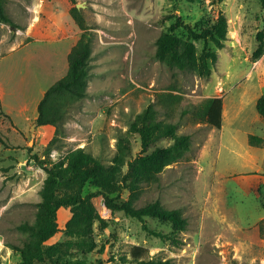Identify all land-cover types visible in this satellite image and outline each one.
<instances>
[{
	"label": "rangeland",
	"instance_id": "obj_1",
	"mask_svg": "<svg viewBox=\"0 0 264 264\" xmlns=\"http://www.w3.org/2000/svg\"><path fill=\"white\" fill-rule=\"evenodd\" d=\"M73 6L82 12L86 30L72 19ZM5 7L16 26L11 29L0 22V264L20 263L13 246H20L26 234L17 226L34 222L46 168L68 152L85 148L102 163H110L116 178L123 177L127 164L111 161L119 134L128 139L124 161L166 147L175 136L190 137L182 159L159 173L146 174L134 203L140 207L159 201L186 219V229L178 231L167 222L146 218L149 228L166 237L149 235L140 221L112 211L108 198L99 194L91 199L96 213L91 232L68 233L67 225L81 208L61 207L56 214L58 230L44 243L59 244L60 252L33 264L74 260L132 264L129 251L135 245L147 248L154 259L174 264H264V146L248 144L249 135L264 139V118L256 110L258 98L264 97V4L259 0H6ZM221 15L227 20L223 47L212 43L204 47L202 40L191 38L196 59L185 70L155 58L157 37L175 19L188 31L201 33ZM188 31L179 29L176 34L187 38ZM84 33L91 45L90 69L102 68L107 56L119 62L121 73L112 83L116 89L95 97L117 96L113 106L97 110L99 117L101 111L115 116V122L89 134L83 146L68 141L76 135L67 132L63 123L57 142L47 151L55 127L35 124L37 105L68 68L67 47L55 40L72 34L79 40ZM205 52L216 55L215 62L208 60L207 75L202 65ZM215 96L223 100L219 130L195 122L193 116L199 105ZM149 106L156 111V122L172 125L174 131L144 150L131 122ZM97 190L88 181L82 195ZM130 194L122 190L108 197L121 203ZM82 238L86 241L82 246L66 243Z\"/></svg>",
	"mask_w": 264,
	"mask_h": 264
},
{
	"label": "trees",
	"instance_id": "obj_2",
	"mask_svg": "<svg viewBox=\"0 0 264 264\" xmlns=\"http://www.w3.org/2000/svg\"><path fill=\"white\" fill-rule=\"evenodd\" d=\"M264 4V0H259ZM6 0H0V22L8 24L11 29L16 26L6 11ZM70 15L79 29L86 30L85 19L82 12L76 6L70 9ZM188 26L179 19H175L168 28L156 39L155 58L170 68L185 70L192 66L196 59L194 44L190 41L202 40L204 47L212 43L221 48L227 39V20L221 15L210 29L201 33L188 31L187 38H179L176 31ZM84 33L68 56V70L64 77L51 85L43 94L37 105V126H54L55 136L47 146L50 151L58 140L57 134L65 122L66 117L74 107H78L87 95V80L90 76L91 45L85 39ZM215 62L214 52H205L202 56L204 73L209 74L208 60ZM222 97H211L199 105L194 112V121L207 123L213 128L222 127ZM258 114L264 118V97L256 102ZM156 111L153 107H147L136 119L131 122V129L139 133L142 148L148 147L160 136L173 135L174 126L159 125L156 120ZM118 150L112 157L116 165L127 164L128 170L123 177L116 178L113 167L104 164L85 148L71 150L60 161L46 168V178L39 190L40 202L37 204L33 223L24 221L17 228L26 234L20 246H13L20 255L19 264H33L41 262L46 256H52L60 252L59 244L45 246V242L58 230L56 220L57 211L61 207H80L81 211L75 213L73 221L67 225L66 231L70 234L88 235L91 232L92 221L96 213L91 204V199L99 194L106 196L108 207L112 211H121L126 216L135 218L143 225L144 230L152 236L165 238L163 233L151 229L146 224V218L167 222L178 231L186 229L187 221L176 210L163 208L159 201L148 203L144 206L134 205L138 197L139 185L148 179L147 173H159L164 167L182 159L189 150L190 137L188 135L175 136L172 144L166 147H157L148 154L135 159L124 161L126 156L123 150H129L128 139L118 135ZM248 144L251 146H264V139L256 135H249ZM125 162V163H124ZM92 181L97 191L90 192L83 197L82 191L85 184ZM122 190L129 191L127 201L116 203L109 199L108 195ZM69 245L82 246L86 244L84 238L67 241ZM132 264H174L171 260L154 259L149 255V250L143 246H132L130 251ZM66 264H82L78 260L69 261Z\"/></svg>",
	"mask_w": 264,
	"mask_h": 264
},
{
	"label": "crops",
	"instance_id": "obj_3",
	"mask_svg": "<svg viewBox=\"0 0 264 264\" xmlns=\"http://www.w3.org/2000/svg\"><path fill=\"white\" fill-rule=\"evenodd\" d=\"M77 40H78V35L72 34L61 38H57L55 42L64 43V45L67 47L66 55L68 56L70 50L72 49L73 45H75ZM108 50H112V54L113 55L115 54L113 48L112 49L110 48ZM102 65H104L102 68L90 69V76L88 77L87 87H86L87 95L83 98V100L79 104V108L71 112L70 116L64 122L65 130L69 133L71 131V134L74 133L76 135V136H69L68 141L74 143L77 142V144L80 146H83L84 144L87 143L86 137L89 134L97 131L100 128H104L106 126L109 127V125L112 126L111 121L115 122L113 121V117L115 119V116L110 115L107 117L106 115H104L105 112L101 111V113H99L101 114V116L99 117L97 110L99 112V110H104V107L106 106H113L117 101L116 98L117 96L106 97L102 94L98 98L95 97L97 96V93L108 92L113 89H116V84L114 85L112 83L117 81L119 78V74L121 73V70L118 69L117 67L120 65L118 61L115 63L114 59L108 56L103 60ZM106 71H110V72L105 75ZM64 72H65V67L62 74ZM92 76L94 77V79L92 78ZM100 83H107V85L105 84L101 85ZM43 127H54V126L46 125Z\"/></svg>",
	"mask_w": 264,
	"mask_h": 264
}]
</instances>
